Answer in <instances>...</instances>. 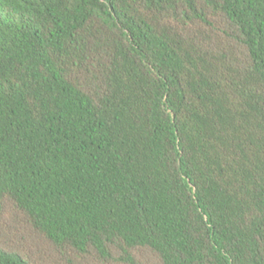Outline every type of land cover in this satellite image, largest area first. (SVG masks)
I'll return each instance as SVG.
<instances>
[{
	"label": "trees",
	"instance_id": "obj_1",
	"mask_svg": "<svg viewBox=\"0 0 264 264\" xmlns=\"http://www.w3.org/2000/svg\"><path fill=\"white\" fill-rule=\"evenodd\" d=\"M0 264H264V0H0Z\"/></svg>",
	"mask_w": 264,
	"mask_h": 264
}]
</instances>
